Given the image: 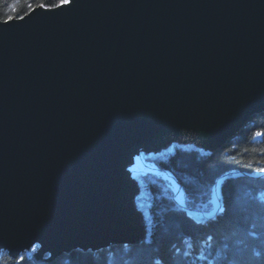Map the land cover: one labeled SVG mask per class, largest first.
<instances>
[{"label": "water", "instance_id": "95a60500", "mask_svg": "<svg viewBox=\"0 0 264 264\" xmlns=\"http://www.w3.org/2000/svg\"><path fill=\"white\" fill-rule=\"evenodd\" d=\"M262 111L264 0H73L0 24V252L144 239L133 167L212 152Z\"/></svg>", "mask_w": 264, "mask_h": 264}, {"label": "trees", "instance_id": "16d2710c", "mask_svg": "<svg viewBox=\"0 0 264 264\" xmlns=\"http://www.w3.org/2000/svg\"><path fill=\"white\" fill-rule=\"evenodd\" d=\"M10 4L7 0L0 7V19L15 15ZM19 8L22 15L28 5L21 3ZM260 132H264V111L252 114L212 152L175 144L171 151L151 160L175 175L186 206L201 212L212 209L210 198L217 179L241 172L222 182L223 213L199 220L189 216L174 201L171 183L148 174L143 178L151 195L148 241L112 244L99 250L75 249L47 264H264V176L254 175L264 172V136ZM0 264L35 263L25 253L12 258L2 250Z\"/></svg>", "mask_w": 264, "mask_h": 264}, {"label": "snow or ice", "instance_id": "6c2138e0", "mask_svg": "<svg viewBox=\"0 0 264 264\" xmlns=\"http://www.w3.org/2000/svg\"><path fill=\"white\" fill-rule=\"evenodd\" d=\"M7 2V0H0V7ZM21 3H27L28 10L26 12H23V14H20V8L19 5ZM73 3V0H56L55 3H46L45 0H39V2H33V0H11L10 4V12L15 13L9 14L6 16H3L2 19H0V24H8L14 19H20L23 20L25 17L30 16L33 12L36 11V9H45V10H53V9H62L64 7H70ZM258 135L264 136V132L258 133ZM134 171V170H131ZM261 171H264V169H261ZM221 213H223L225 210L223 208L220 209ZM192 214L189 213V216ZM211 239V238H210ZM21 260L24 259V257H20Z\"/></svg>", "mask_w": 264, "mask_h": 264}, {"label": "bare ground", "instance_id": "6f19581e", "mask_svg": "<svg viewBox=\"0 0 264 264\" xmlns=\"http://www.w3.org/2000/svg\"><path fill=\"white\" fill-rule=\"evenodd\" d=\"M161 154H166V153H161ZM155 155V154H154ZM156 165H151V164H149L148 163V165L146 166V167H139V166H137L136 167V169H133L134 171H133V178L135 179V181L137 182V183H139L140 184V182H142V178L143 177H145L146 175H148V174H153V175H156V176H158V177H160V174H162V177L163 178H170L173 182H174V184H176V180L174 179V178H172V176L170 175V173H168V172H160V173H153V172H148L147 170H155L156 169ZM158 168V167H157ZM231 173H239V174H242L241 172H238V171H232ZM227 174V173H226ZM226 174H224V175H226ZM224 175H222V176H220L218 179H217V181H216V187H215V190H214V192H213V201L215 202V204L218 206L219 205V198H220V195H221V191H220V188H219V186H220V184H222V182H223V178H224ZM138 186V185H137ZM180 195L182 196V190H179V192H178V195L176 196V198L177 199H180L181 197H180ZM138 213H140V212H138ZM141 214V213H140ZM141 223H143V220H141Z\"/></svg>", "mask_w": 264, "mask_h": 264}, {"label": "rangeland", "instance_id": "374dc122", "mask_svg": "<svg viewBox=\"0 0 264 264\" xmlns=\"http://www.w3.org/2000/svg\"><path fill=\"white\" fill-rule=\"evenodd\" d=\"M174 145H170L169 147H167L166 149H164L161 153H167L168 151H171ZM160 155H155L153 156V158L157 159ZM141 185V182H140ZM175 190V189H174ZM213 193V192H212ZM211 193V198L210 201L214 203L213 201V195ZM149 190L147 188V186H143V183L141 185V188L138 191V196L136 198L137 200V210L141 213V217H143V222L144 224L147 222V224L149 222H151V216H150V212H149V207H150V203H151V198L149 196ZM178 194V193H177ZM174 201H176V196L174 193V197H173ZM38 246H33L32 250H37Z\"/></svg>", "mask_w": 264, "mask_h": 264}]
</instances>
